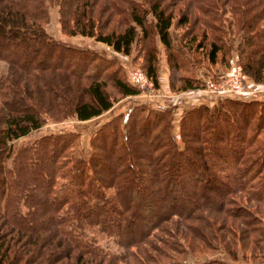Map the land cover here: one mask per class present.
<instances>
[{
  "label": "trees",
  "instance_id": "obj_1",
  "mask_svg": "<svg viewBox=\"0 0 264 264\" xmlns=\"http://www.w3.org/2000/svg\"><path fill=\"white\" fill-rule=\"evenodd\" d=\"M50 2L63 33L126 55L136 44L154 86L153 37L168 65L184 69V51L173 46L170 32L174 18L188 23L195 9L204 30L224 33L225 19L209 9L227 4L239 10L242 33L234 49L242 70L256 81L264 74V0H0V59L8 65L0 75V264H222L190 257L193 240L206 241L203 228L220 247L233 248L226 218L243 226L249 251L264 254V101L186 104L177 133L167 107L129 104L90 135L87 147L74 131L12 144L48 117L84 120L107 110L113 102L107 85L120 95L138 93L115 59L44 31ZM205 38L194 48L205 47ZM224 51L212 34L208 61ZM174 81L179 89L198 87L191 75ZM94 232L122 251H108ZM189 238L191 244L183 241Z\"/></svg>",
  "mask_w": 264,
  "mask_h": 264
},
{
  "label": "rangeland",
  "instance_id": "obj_2",
  "mask_svg": "<svg viewBox=\"0 0 264 264\" xmlns=\"http://www.w3.org/2000/svg\"><path fill=\"white\" fill-rule=\"evenodd\" d=\"M179 5L180 4H178V6ZM221 8H223V10ZM209 10L212 14L216 13L218 18L223 17L225 19L222 22L228 27L226 32L221 33L209 29L204 30L199 23L203 13L195 9L191 10L190 21L188 23L177 25L175 24L174 18L173 24L170 27L173 46L181 47L184 51L181 56L184 69L176 70L168 65L166 50L156 37H153L151 43H154L156 50L158 80V85L154 86L147 77H144V72L141 67L143 59L142 56H138L139 52L136 50V44L131 54L126 55L112 50L110 46L96 41L92 37L63 33L58 23L56 4L50 2L48 5V19L47 22L43 24L44 31L52 38L60 40L61 42L91 49L98 54L106 56L108 59H115L114 61H116L122 69L125 80L129 84L135 86L138 89V93L134 95H120L113 90L111 85H107L106 89L111 97H113L112 105L107 110L84 120L76 119L70 114L61 119L48 117L39 128L30 131L25 136L13 140L12 144L18 146L22 143L31 141L43 133L74 131L78 135L79 146L87 147L90 135H92L103 122L109 121L113 116L125 111L129 104L145 103L153 109L167 107L170 109L172 115L173 131L177 133L178 120L182 113V107L186 104L196 105L206 103L208 105H213L217 101L228 97L264 101V74L261 80L258 81L246 74L242 70V63L238 52L234 49L236 43L241 40L240 33H242V30L237 29V26H239L238 18L240 17L237 12H239V10H236L237 12L234 13L232 11L230 12V7L227 4L220 5V7H212V9ZM181 11L183 12L180 8L177 13ZM263 22L264 20L260 22V25ZM215 33L216 36L221 39L225 51L223 53L218 52L217 61L215 63H210L207 58L208 40L212 34ZM184 35L186 38H183ZM192 35H194L195 38L193 41H190ZM205 35L206 46L194 48V42L196 44L198 40L202 39ZM228 47L230 49H228ZM113 66L114 64H112V67ZM7 70L8 65L6 61L0 59V75L4 76ZM134 70L143 76L144 83H142V85L146 89L139 84L132 83L130 75ZM175 75H182L184 77L191 75L196 80V85L198 87L193 89H179L178 87L182 84L174 81ZM171 81H174L172 87ZM107 191L111 193L112 189L109 188ZM252 203L254 202H251V204ZM211 215H213V213H211ZM220 215L224 217L222 214H219V216ZM260 215L262 216L260 222L264 225V210L261 211ZM226 220L232 225V237L235 239L233 248L229 251L223 249L217 244L216 239L211 238L207 228H203L202 231L204 232L206 241L199 240V238L193 240L192 256L190 259L192 261H203L217 258L222 264H264V254H260L255 248L249 251L252 243L249 242V239H246L242 231H239V229H243V226L239 223H235L230 218H226ZM221 225L222 224H217V226L213 225V227L218 233H222L224 237L230 238L229 233L225 232V230H219V228L222 227ZM181 227L184 228L183 225H181ZM262 231L264 232V230ZM94 235L99 243L108 251H122V247L116 245L111 237L97 232H94ZM188 235L190 234L188 233ZM183 241L187 244L190 242L191 244V238L183 239ZM245 241H248V244H244L243 242ZM259 244L264 245V238L259 241ZM131 249L133 250L134 248L132 247ZM118 264L122 263L119 262Z\"/></svg>",
  "mask_w": 264,
  "mask_h": 264
},
{
  "label": "built area",
  "instance_id": "obj_3",
  "mask_svg": "<svg viewBox=\"0 0 264 264\" xmlns=\"http://www.w3.org/2000/svg\"><path fill=\"white\" fill-rule=\"evenodd\" d=\"M131 81H132V83L133 84H139L140 86H142V87H144L143 85H142V83H144V79H143V76L140 74V73H138V72H136L135 70L131 73ZM144 77L146 78V75L144 74ZM145 88V87H144ZM146 89V88H145ZM217 93V92H216Z\"/></svg>",
  "mask_w": 264,
  "mask_h": 264
}]
</instances>
